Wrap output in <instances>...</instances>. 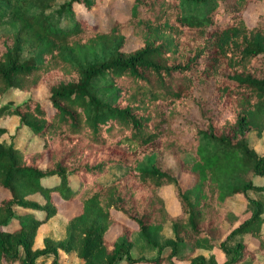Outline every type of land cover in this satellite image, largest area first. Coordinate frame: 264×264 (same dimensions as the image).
I'll list each match as a JSON object with an SVG mask.
<instances>
[{
  "label": "trees",
  "instance_id": "1",
  "mask_svg": "<svg viewBox=\"0 0 264 264\" xmlns=\"http://www.w3.org/2000/svg\"><path fill=\"white\" fill-rule=\"evenodd\" d=\"M250 1L132 0L103 29L76 11L97 0H0V96H47L0 106L39 143L27 152L0 126V264H68L61 251L80 264H264V183L248 178L264 176L251 139L264 130V13L248 25ZM125 27L139 46L125 49ZM60 211L65 236L34 247ZM134 235L154 256L133 254Z\"/></svg>",
  "mask_w": 264,
  "mask_h": 264
},
{
  "label": "rangeland",
  "instance_id": "2",
  "mask_svg": "<svg viewBox=\"0 0 264 264\" xmlns=\"http://www.w3.org/2000/svg\"><path fill=\"white\" fill-rule=\"evenodd\" d=\"M132 0H97L96 4L91 8L87 9L83 7V5H76L77 14L86 18L92 22L97 23L101 28L107 29L110 25L117 19L124 20L130 13V5ZM264 13V0H251L248 2L243 15L245 21L248 25H252L257 17ZM8 28V26L4 27V29ZM3 29V27H2ZM123 31L128 34V38L125 44V49H133L140 45V40L136 37L130 35V28L125 27ZM34 96L36 99H39L42 102H47L46 96V86L41 85L37 88H34L30 91H22L20 89H11L5 95L0 96V106L2 104H9L11 106L27 99L28 96ZM46 107L50 109V105L45 103ZM0 126L5 127L8 130V133L4 135V138L9 141H14L17 146L22 147L25 151L36 150L39 147V143L36 139V136L30 133V131L26 127H22L18 129V120L15 116L10 115L8 113H4L0 115ZM16 138H11L10 135L17 134ZM254 147L256 151L260 154H264V130L261 135L256 136L253 135L251 137ZM115 171V172H114ZM113 174L116 175L120 172V170H114ZM113 174H110L112 176ZM249 180H251L255 184H263L264 176L250 174L248 175ZM194 180V177L191 174H183L182 176V185L185 187L191 184ZM5 191L0 190V199L3 197ZM161 195L164 197L166 201V207L168 211L172 215H176L180 211V204L177 198L173 193V189L170 187H165L161 189ZM41 200L39 196L36 197ZM240 205L239 210L242 211L246 204L242 198H239ZM15 211L17 213H27L29 210L15 207ZM35 215L41 217L44 215L41 211H34ZM70 214L65 211H60L56 213L54 216L50 217L46 222L42 223L35 236L34 247L40 248L44 246V238L51 237L53 239H60L65 236L66 230V222L69 218ZM122 226L120 224L113 225L109 231L107 232V237L112 239L116 236ZM135 239V247L133 249L134 255H144V256H154L155 252L149 249H146L137 235L133 237ZM249 242L256 244L257 240L250 238ZM213 252L215 253L217 259L222 261L224 259V254L218 247L213 248ZM58 259L61 260L62 263L68 264H80L81 259L77 255L75 251L71 252H60L56 255ZM54 258V254L50 256H40L36 260V264H49ZM184 262V261H183ZM137 264H151L150 262H139Z\"/></svg>",
  "mask_w": 264,
  "mask_h": 264
}]
</instances>
